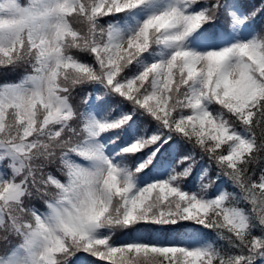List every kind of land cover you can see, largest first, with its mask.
<instances>
[{
    "label": "snow or ice",
    "instance_id": "obj_1",
    "mask_svg": "<svg viewBox=\"0 0 264 264\" xmlns=\"http://www.w3.org/2000/svg\"><path fill=\"white\" fill-rule=\"evenodd\" d=\"M248 7L0 0V66L30 68L0 86V264H264V171L252 168L264 156V35L250 23L264 2ZM87 83L102 88L79 112L70 99ZM119 131L131 142L118 145ZM173 137L189 154L154 166ZM197 151L208 162L186 190Z\"/></svg>",
    "mask_w": 264,
    "mask_h": 264
},
{
    "label": "trees",
    "instance_id": "obj_2",
    "mask_svg": "<svg viewBox=\"0 0 264 264\" xmlns=\"http://www.w3.org/2000/svg\"><path fill=\"white\" fill-rule=\"evenodd\" d=\"M22 4H27L29 0H21ZM209 3L214 2V0H208ZM245 4H247L249 7L247 9L248 12H254L261 2H264V0H243ZM228 23L227 19L223 16H220L216 21V26H226ZM250 23H254L256 26L257 33H260L261 35H264V13H260L255 16L254 20H250ZM207 27V26H206ZM77 58L81 61L85 62H91L92 57L90 54L87 53H76ZM25 72H30V68L25 67H18L15 69L3 67L0 66V86H2L5 83H14L18 82L19 79L25 74ZM102 88L101 85L95 84V83H87L83 85H78L73 89L72 97L70 99V102L74 105V108L78 110L79 112L85 111V103L84 98L87 96L88 93L93 92V90H99ZM105 101L109 105H115L118 101L115 98H109L105 97ZM91 103V101H89ZM124 110H128V106H124ZM134 119H137L138 125L141 129H143L144 125H147L148 127V133L151 134L152 132L156 131V126L153 121H151L147 117H134ZM82 127V123L80 124ZM262 133H264V128L258 127L256 129V135L259 137ZM139 134V133H137ZM112 135V134H109ZM116 135L121 136V141H118L117 144L123 146L122 142H131V140L128 137V133L125 131H119L116 133ZM166 135V134H165ZM154 148L146 149L143 153H138L137 157L135 158L137 162L139 160H142L146 158V156L151 152L154 151ZM191 145L187 144L184 141H178L177 137H173L172 140H170L167 144H164V146L160 149V152L157 153L156 159L153 160V165L158 166L159 163L163 162L168 165V169L175 166L177 164V161L180 160L182 156L188 155L190 151ZM207 157H204L203 159L200 158V154L197 151V163L195 167L192 170V174L185 178L183 184H185L186 190H198L199 187V175L201 173V170L204 166L207 164ZM181 167H184V165H181ZM253 171L255 172L254 179H258V176L262 171H264V156H261L257 159L256 163L252 166ZM179 170V169H178ZM153 171L152 166H150L148 169H145V172L151 175ZM212 171L215 172V165L212 166ZM59 175V173H56ZM208 181L205 180L204 183H207ZM216 183H220L219 181H215L212 184V187L209 189V192L212 191V189L215 188ZM197 185V187H196ZM183 186V185H182ZM226 190L229 192H236L237 195H241L238 189H236L234 186H232L231 182L229 181L228 184L225 186ZM33 204L36 205V207L43 210V204L39 201H33ZM244 207H249V205L245 204ZM156 228L162 227V226H153ZM126 230L121 229L117 232L113 233L114 237H118L121 232H124ZM205 232L209 234V237L211 238V242L215 243L218 247H226L227 241L222 240L219 238L218 234L215 230L205 229ZM160 233H157L159 235ZM173 236H175V232L172 233ZM185 244L189 243L188 241H184ZM94 264H106V262L99 261L98 258H93ZM257 264H262L261 261H257Z\"/></svg>",
    "mask_w": 264,
    "mask_h": 264
},
{
    "label": "rangeland",
    "instance_id": "obj_3",
    "mask_svg": "<svg viewBox=\"0 0 264 264\" xmlns=\"http://www.w3.org/2000/svg\"><path fill=\"white\" fill-rule=\"evenodd\" d=\"M164 175H165V172H164ZM161 178H163V176H161Z\"/></svg>",
    "mask_w": 264,
    "mask_h": 264
}]
</instances>
